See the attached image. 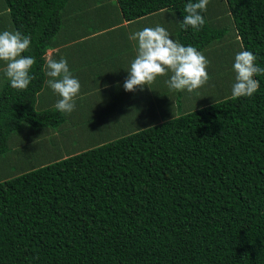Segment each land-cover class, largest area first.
<instances>
[{"label": "trees", "instance_id": "1", "mask_svg": "<svg viewBox=\"0 0 264 264\" xmlns=\"http://www.w3.org/2000/svg\"><path fill=\"white\" fill-rule=\"evenodd\" d=\"M113 1L0 0L9 30L31 38L21 55L36 60L26 90L0 80V161L15 133L37 146L54 128L64 135L65 115L37 99L44 55L73 4L125 20L167 11L180 44L207 53L222 43L228 58L225 28L205 12L199 31L181 27L189 0ZM223 2L241 51L264 68V0ZM254 78L251 97L229 94L108 141L70 143L66 156L1 176L0 264H264V74Z\"/></svg>", "mask_w": 264, "mask_h": 264}, {"label": "crops", "instance_id": "2", "mask_svg": "<svg viewBox=\"0 0 264 264\" xmlns=\"http://www.w3.org/2000/svg\"><path fill=\"white\" fill-rule=\"evenodd\" d=\"M73 5L74 8L63 15L64 29L44 55L46 81L37 99L40 107L56 108L61 97L47 83L51 78L47 75L46 61L49 56L67 60L69 70L78 79L81 88L75 97L74 111L63 113L66 127L59 131L64 133L61 138L65 145L73 144V139L85 142L97 140L95 144H98L119 134L178 116L175 108L179 102H185L181 93L184 90L169 88L170 70L143 90L137 87L135 92H129L123 87L138 49V41L129 39L130 35L159 25L169 32L174 41L179 42L178 23L173 15L162 11L144 18L125 20L118 17L112 8L116 15L95 8L96 4L87 8L77 3ZM4 10L0 2V12ZM5 30L10 31L8 18L0 16V33ZM5 68L6 62L0 61V80L6 77ZM206 71L210 74L208 66ZM210 88L217 89V78L195 89L201 94L193 104L201 105L203 95L209 93ZM69 124L73 125L72 128ZM66 129L73 134L66 136L69 133Z\"/></svg>", "mask_w": 264, "mask_h": 264}, {"label": "clouds", "instance_id": "3", "mask_svg": "<svg viewBox=\"0 0 264 264\" xmlns=\"http://www.w3.org/2000/svg\"><path fill=\"white\" fill-rule=\"evenodd\" d=\"M208 3L209 0H189L184 9L186 15L181 27L199 31L205 24L202 13L206 12ZM129 39L138 41V49L123 85L125 91L135 92L137 87L143 90L169 70L172 75L168 86L173 90L186 89L192 92L208 82L206 68L210 62L195 47L174 41L164 27H146L130 35ZM30 45V36L19 31L5 30L0 33V61L6 62L5 75L14 89L26 90L34 79L30 70L36 63L35 57L21 55L29 50ZM257 59L248 50L236 54L233 64L236 73L232 87L233 97H251L259 90L260 83L254 77L264 74V68L256 63ZM46 67L47 75L51 78L47 83L61 97L55 105L56 109L62 113H71L76 106L75 97L79 94L80 82L72 76L67 60L63 58L56 60L49 56Z\"/></svg>", "mask_w": 264, "mask_h": 264}, {"label": "rangeland", "instance_id": "4", "mask_svg": "<svg viewBox=\"0 0 264 264\" xmlns=\"http://www.w3.org/2000/svg\"><path fill=\"white\" fill-rule=\"evenodd\" d=\"M106 2L109 3L111 2V0H106ZM113 3L116 4L115 0L113 1ZM224 8L225 6L223 0H209V3L207 5V10L205 12L208 20L213 25L225 28L226 33L223 37L222 42H229V46L227 50L228 58L226 60H225L226 49H224L223 46L219 45L222 43L214 42L210 45V48L207 49V51L208 50H212V51L208 53H202L206 57V59L210 62L208 64V68L210 69L208 82L217 78V90L212 88L208 89L211 91L203 95L204 99L200 102L202 105L204 103H211L222 97H226L227 95L232 94V87L233 84L235 83L236 73L234 71L233 64L235 61L236 54L240 52L241 49L239 42L235 38V34H234L235 29L232 23L233 22L232 18L230 15L226 14ZM216 13L218 14L216 15ZM218 55H221V57H223L224 60L222 58H218ZM181 93H182V100L185 102L178 103L180 106L178 105L175 108L176 115L200 107V105L196 104L197 105L196 106L193 104V102L196 99H198L201 94L199 90H194L192 92H188L184 90L181 91ZM207 97H209V99L205 100ZM55 129L56 128L49 131L50 134L49 133L45 134L44 138L46 143L44 142V145L42 146L41 145L37 146L36 143L33 144L34 139L31 140L30 138H28L29 136L28 134L25 135V132L15 133L9 142V148L7 152L3 154V158L0 161V177L1 176L8 177L19 174L21 167L26 168L29 167V165L34 166L35 164L42 163V161H46V160L50 161L51 159L53 160L55 159V157H59L60 154L64 156L65 154L68 155L67 153L72 150L66 148L65 146L66 143L61 138V134L58 133L59 136H57L56 134L54 135ZM73 140L75 141L74 143L79 144V146H84L86 144H89V142L80 141L78 139H73ZM96 141L97 140H93L91 142L96 143ZM47 145H53L51 146L53 149H50L51 152L46 148ZM75 147L80 149V147L77 146ZM84 148H87V146Z\"/></svg>", "mask_w": 264, "mask_h": 264}]
</instances>
